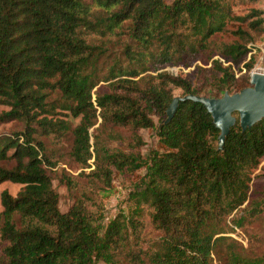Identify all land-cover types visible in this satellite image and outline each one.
I'll list each match as a JSON object with an SVG mask.
<instances>
[{
  "label": "trees",
  "instance_id": "obj_1",
  "mask_svg": "<svg viewBox=\"0 0 264 264\" xmlns=\"http://www.w3.org/2000/svg\"><path fill=\"white\" fill-rule=\"evenodd\" d=\"M263 14L235 17L225 0L170 6L164 0H0V103L9 106L0 121L25 123L22 133L0 136V184L21 186L15 197L0 195V264L108 261L125 219L113 220L100 240L69 177L52 171L43 140L69 139L78 169L93 167L89 175L110 187L112 172L138 166L131 156L100 151L89 131L98 122L127 127L140 141L138 131L153 129L154 119L159 150L143 164L147 183L136 200L152 210L163 243L144 264H264V255L238 251L231 237L242 222L229 220L248 201L252 172L264 158V119L244 132L236 121L222 151L216 150L219 131L200 104L179 103L163 123L173 90L220 98L247 87L249 45L263 31ZM125 22L138 51L127 54L126 66L102 73L100 55L84 35L109 37ZM232 24L235 30L228 29ZM222 35L233 42L217 41ZM197 61L210 66V89L160 71ZM55 110L78 118V125L53 120ZM33 123L38 131L29 128ZM56 179L72 198L64 213Z\"/></svg>",
  "mask_w": 264,
  "mask_h": 264
},
{
  "label": "rangeland",
  "instance_id": "obj_2",
  "mask_svg": "<svg viewBox=\"0 0 264 264\" xmlns=\"http://www.w3.org/2000/svg\"><path fill=\"white\" fill-rule=\"evenodd\" d=\"M175 1L178 0H164V3L170 6ZM225 1L235 17L242 18L252 15L253 12H264V0ZM262 17L264 19V14ZM228 29L235 30L236 25H229ZM84 36L88 44L95 46L96 52L100 55V63L104 65L102 73L105 72L107 66L112 67L114 64L126 66L128 64L127 54L138 51L130 22L123 23L121 28L109 37H102L100 34L90 35V31ZM217 41L233 42L228 35L218 36ZM249 47L252 48L250 54L253 56V64L248 77L251 72L264 74V26L260 36ZM209 67V65H204V62L197 61L187 68L165 65L160 71L179 76L193 87L205 86L206 89H210L212 85L209 81L210 74L207 72ZM245 73L246 71L243 70L241 74ZM239 75L236 73V77ZM249 86L248 78L246 88ZM172 94L174 97L181 96L179 90H173ZM8 111L9 106L6 103H0V116ZM52 117L53 120L67 123L71 128L79 123L78 118H73L60 110H55ZM157 126V120L154 119L153 129L138 131L137 136L140 141L135 139L132 131L127 127L101 128L98 122L89 131L91 143L97 141L102 146L100 151L103 150V153L107 154L131 156L138 166L133 171L112 172L110 187H105L101 181H96L92 175H89L93 167L84 171L78 169V165L70 157L71 142L69 139L52 137L43 140L45 155L55 164L52 171L56 178H61L62 174L69 177L76 189L74 194L86 202L90 223L97 231L100 240L103 239L104 232L113 220L118 217L125 219L121 242L117 248H113L111 257H108L109 260L102 261L93 258L92 264H136L138 262L144 264L163 243L161 232L152 223V210L147 206L138 205L136 200L137 194L143 191L147 183L146 169L143 164L151 152L159 150ZM24 127V122L0 121V136L20 134ZM29 128L38 131V126L34 123L30 124ZM89 163L92 164L93 161ZM53 188L59 195V211L64 213L72 205L71 194L57 179L53 181ZM20 189L21 186L18 184L4 182L0 184V195L3 191H7L15 197ZM248 196V201L233 213L229 220L242 222L231 238H234L238 244V251L242 250L247 256L254 258L264 255V158L252 172ZM230 226L233 225L230 224ZM213 264H218V262L215 260Z\"/></svg>",
  "mask_w": 264,
  "mask_h": 264
},
{
  "label": "water",
  "instance_id": "obj_3",
  "mask_svg": "<svg viewBox=\"0 0 264 264\" xmlns=\"http://www.w3.org/2000/svg\"><path fill=\"white\" fill-rule=\"evenodd\" d=\"M249 87L238 93L224 92L220 98H209L197 95L175 96L166 110L168 123L175 115L178 104L186 101L200 104L211 117L212 124L219 131L216 150L222 151L232 127L236 121L242 132L264 119V74L251 72Z\"/></svg>",
  "mask_w": 264,
  "mask_h": 264
}]
</instances>
